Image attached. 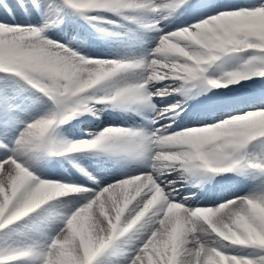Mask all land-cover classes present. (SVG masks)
Listing matches in <instances>:
<instances>
[{
	"label": "snow or ice",
	"instance_id": "obj_1",
	"mask_svg": "<svg viewBox=\"0 0 264 264\" xmlns=\"http://www.w3.org/2000/svg\"><path fill=\"white\" fill-rule=\"evenodd\" d=\"M0 264H264V0H0Z\"/></svg>",
	"mask_w": 264,
	"mask_h": 264
}]
</instances>
